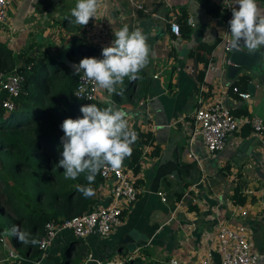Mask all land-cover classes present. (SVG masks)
<instances>
[{"label": "crops", "instance_id": "obj_1", "mask_svg": "<svg viewBox=\"0 0 264 264\" xmlns=\"http://www.w3.org/2000/svg\"><path fill=\"white\" fill-rule=\"evenodd\" d=\"M210 1L231 9L230 0ZM75 3L13 0L5 22L0 23V51L8 48L16 54L53 56L59 65L55 77L61 81L67 73L75 74L63 62L64 57L77 66L79 56L89 49L99 54L111 46L114 32L123 25L142 29L152 51L148 66L137 80L126 78L118 86L122 95L98 91V101L123 108L134 130L152 132L158 155H152L153 147L142 146L144 155L134 176L137 199L129 205L122 203V218L108 236L93 233L77 238L64 230L45 252L33 256L21 254L18 249L23 246H13L7 232L0 229V264H92L89 257L117 264L129 256H139L143 263L194 264L215 247L220 224L243 225L257 264H264V131L255 134L242 125L228 136L222 150L211 154L199 136L191 135L199 97L206 102L222 101L238 118L246 110L249 117L264 119V51L257 63L241 68L236 75L251 77L245 90L250 97L242 99L231 89L233 79L227 77L223 40L229 25L208 15L201 0H104V7L86 26L76 24L70 16ZM184 16L191 32L187 37L176 36L170 23L179 24ZM216 39L220 42L211 55L213 69L200 82L197 75L203 64L188 54L197 45ZM190 151L194 159L187 156ZM227 164L230 171L225 173ZM238 174L247 190L245 205L229 199ZM110 181L103 179L93 207L110 203ZM159 191L165 201L157 195ZM129 231L136 234L132 252L121 244ZM12 252L21 259L12 260Z\"/></svg>", "mask_w": 264, "mask_h": 264}, {"label": "trees", "instance_id": "obj_2", "mask_svg": "<svg viewBox=\"0 0 264 264\" xmlns=\"http://www.w3.org/2000/svg\"><path fill=\"white\" fill-rule=\"evenodd\" d=\"M201 4L208 15L220 18L225 24L232 18L229 8L213 4L210 0H201ZM186 19L184 16L182 21L177 23L179 35L183 37H187L191 32ZM219 42L220 39L210 44L201 43L188 54L203 64V69L197 75L200 82ZM240 48L248 50L243 46ZM86 57L103 58L102 52L96 54L92 48L79 56L78 64ZM52 64L55 68L59 66L53 56L39 57L25 52L13 54L11 51H0V71L10 72L15 69L24 78L21 94L15 99L19 107L9 111L0 107V227L10 233V229L18 225L39 240L44 234L46 223H62L92 209L95 204V195L85 198L76 188L77 184H88L85 174H81L76 180L65 179L63 168L58 166L63 151L61 137L64 132L61 124L67 118L82 117L80 109L84 105L94 103L98 107L107 106L98 100L77 99L73 94L79 75L67 73L63 80L57 81V70L53 69L52 73L48 70V65ZM43 71H48L47 75L43 74ZM250 81L248 74L236 76L231 89L236 87L239 92H246ZM1 96L4 98V93ZM240 112L248 116L246 110ZM135 131L138 140L132 146L133 154L125 159L134 176L140 170L144 155L142 146L153 147L152 155H158L153 133L139 129ZM224 170L228 173L230 166L225 165ZM102 181L101 174H97L91 185L95 194ZM136 183L138 184L135 181V185ZM246 191L245 183L238 174L229 199L235 205H245L248 199ZM177 197L179 199L180 196ZM3 219L6 220L7 230L4 228ZM8 236L13 246H23L18 249L21 254H39L38 245H24L16 237L10 234ZM131 263L158 264L143 263L139 256L131 257L130 261L127 258L123 264Z\"/></svg>", "mask_w": 264, "mask_h": 264}, {"label": "clouds", "instance_id": "obj_3", "mask_svg": "<svg viewBox=\"0 0 264 264\" xmlns=\"http://www.w3.org/2000/svg\"><path fill=\"white\" fill-rule=\"evenodd\" d=\"M104 7V0H76L70 16L78 25L86 26L91 18H96ZM232 18L228 21L229 45L233 49L246 47L249 53L264 48V4L260 0H230ZM223 31V30H221ZM225 32V31H224ZM152 51L148 36L140 28L131 29L125 24L114 32L111 46L102 49V59L86 57L75 66V74L81 80L92 82L94 91L122 95L125 79L134 82L149 62ZM86 89L81 86L73 94L79 99L85 97ZM82 117L67 118L61 124L64 136L61 137L63 151L58 166L63 168L64 178L76 180L85 174L87 185L77 184V190L85 198L95 195L91 186L97 174L105 168L119 170L124 161L133 154V145L138 140L137 132L130 126L127 112L114 104L98 107L94 103L80 109ZM16 237L24 245L41 244L38 238L14 225L5 235ZM12 260H20L15 252ZM92 264H101L93 260Z\"/></svg>", "mask_w": 264, "mask_h": 264}, {"label": "built area", "instance_id": "obj_4", "mask_svg": "<svg viewBox=\"0 0 264 264\" xmlns=\"http://www.w3.org/2000/svg\"><path fill=\"white\" fill-rule=\"evenodd\" d=\"M13 0H0V23H4L7 17V8ZM137 7H140L138 5ZM170 30L176 36H179V26L175 22L170 23ZM230 36L227 34L223 40L224 50L227 55L230 52ZM30 68V67H29ZM213 69L210 62L206 67V72ZM155 75L154 78H157ZM24 81L23 76L14 69L10 72L0 71V96L4 93L5 97L0 101V105L5 111L13 110L17 107L13 100L21 94V87ZM85 87L86 93L82 101H94L98 91H94L92 82L81 80L80 76L74 93L79 87ZM237 92L242 99L250 97L247 92H239L236 87L232 89ZM198 105L193 112L192 137L199 136L209 154L222 150L225 147L229 135L238 131L242 125L248 126L255 134H261L264 131V119L254 116L235 117L229 108L220 100H211L206 102L204 97H199ZM190 159L195 156L190 151L187 153ZM104 180H110L111 201L106 206H97L62 223L48 222L44 227V234L41 237V244L38 249L45 252L53 243L56 236L64 230L70 231L77 238H84L90 234H97L101 237L108 236L112 229L120 222L123 214L122 203L131 204L137 199L138 188L135 185V177L127 166L119 170L105 168L101 172ZM162 201L165 196L162 192H157ZM264 221V211L261 214ZM215 247L206 252L194 264H215L212 259V252H217L220 256V264H257V257L252 251L250 240L243 225L230 226L220 224L217 227ZM103 264V262H101ZM107 264H113L112 261ZM117 264H123L119 262ZM172 264V263H165Z\"/></svg>", "mask_w": 264, "mask_h": 264}, {"label": "water", "instance_id": "obj_5", "mask_svg": "<svg viewBox=\"0 0 264 264\" xmlns=\"http://www.w3.org/2000/svg\"><path fill=\"white\" fill-rule=\"evenodd\" d=\"M263 51L264 48L253 54V53H249L248 50H243L241 48L233 49L230 47V52L228 54V61H227V77L230 79H234L241 68L249 69L253 64L259 61L260 55ZM63 60L65 65H67L73 70L75 69V65L72 64L70 61H68L67 58L64 57ZM135 237H136L135 232L129 231L123 236L121 240V244H126V248L128 252H132L135 250V246H136ZM212 259L215 262V264H220V256L217 252H212ZM128 260L129 261L131 260V256L128 257Z\"/></svg>", "mask_w": 264, "mask_h": 264}, {"label": "rangeland", "instance_id": "obj_6", "mask_svg": "<svg viewBox=\"0 0 264 264\" xmlns=\"http://www.w3.org/2000/svg\"><path fill=\"white\" fill-rule=\"evenodd\" d=\"M4 46L7 48V46H6V43L4 42ZM8 49V48H7ZM7 49H2L1 48V51H3V50H6V51H9V50H7ZM13 53V52H12ZM13 54H16V53H13ZM16 56V55H15ZM56 70L57 68H55L54 67V65L52 64L51 66L50 65H48V70L50 71V73H52L51 71L52 70ZM62 71H58V73H61ZM47 73H48V71H47ZM101 97V96H100ZM102 98V97H101ZM3 99V97L2 96H0V101ZM98 99H100L99 97H98V93H97V95H96V100H98ZM13 102H14V104H17L18 102H17V100H13ZM1 103V102H0ZM0 107H2L1 105H0ZM4 109V108H3ZM3 223H4V228L6 229V220L5 219H3ZM0 229H1V227H0ZM7 230V229H6Z\"/></svg>", "mask_w": 264, "mask_h": 264}]
</instances>
